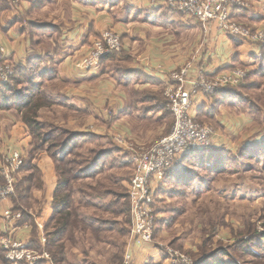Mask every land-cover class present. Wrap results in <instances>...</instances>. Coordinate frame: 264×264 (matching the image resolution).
<instances>
[{"label":"crops","instance_id":"crops-1","mask_svg":"<svg viewBox=\"0 0 264 264\" xmlns=\"http://www.w3.org/2000/svg\"><path fill=\"white\" fill-rule=\"evenodd\" d=\"M252 8L235 10L233 18L262 24L263 15ZM107 30L121 36L122 54L111 62L114 56L109 57L99 69L88 73L75 69V58L89 52L94 41ZM0 43L7 48L9 62L20 76V88L35 90L44 99L38 101L39 105L46 101V105L55 106L39 109L37 122L43 130L60 125L72 135L86 137L87 147H97L106 160L110 155L106 141L111 149H118L130 160V154L114 142L118 134L146 146L165 131L156 125H163L167 117L173 118L165 108L164 98L172 72L194 62L196 68L203 67L212 75L237 68L239 62L253 55L248 46L222 33L216 24L204 28L181 14L153 7L149 0H0ZM197 101L198 105L209 106L214 97ZM61 109H69L68 118ZM9 122L19 127L12 134L10 146L28 154L30 130L18 119L6 118L5 124ZM3 154L0 151V163ZM114 156L117 164H122V156ZM37 164L42 167L41 161ZM53 173V187L49 179L45 181L47 194H36L41 207L38 220L42 223L54 212L57 178ZM0 205L1 235L6 230L3 212L12 205L1 199ZM25 224L30 223L25 219ZM13 235L34 250L42 247L37 230L21 228ZM151 249L155 250L150 253L154 254L152 264H167L160 251L149 247L132 249L134 264L145 260L149 254L146 251ZM85 255L78 256V262L90 264L91 259Z\"/></svg>","mask_w":264,"mask_h":264},{"label":"rangeland","instance_id":"rangeland-1","mask_svg":"<svg viewBox=\"0 0 264 264\" xmlns=\"http://www.w3.org/2000/svg\"><path fill=\"white\" fill-rule=\"evenodd\" d=\"M245 1L249 5L248 8L253 7L264 18V0ZM239 21L254 28L259 25L264 27V20L260 22L262 24L258 23V25L247 20ZM107 31L119 35L115 31ZM98 39L100 38H97L94 43ZM181 40V38L178 39V41ZM123 50L124 45L121 52L110 56H114L110 62L117 59ZM89 52L75 58L73 62L75 69L77 62ZM253 56L248 55L245 62H239L237 65V68L248 69L249 75L243 86L235 90L237 94L232 100L235 101L234 106L228 105V102L209 105V113L213 114L215 111V116L204 118V122L199 120V123H205L214 128L217 134V149H226L230 154L229 168H225L217 174H204L203 176L206 177H200L204 179L199 185H192L193 183L184 185L183 183V186L178 185L177 188H174L171 185L170 187V182L167 181L166 185L160 186L157 191L163 227L158 233L156 243L167 245L195 264L196 261L208 260L213 255L216 259H223L231 264H264V45L262 46V57L256 59ZM43 105H46V101ZM46 106L55 109L54 105ZM60 111L64 113L65 118L69 117V109ZM0 112L3 113L1 115L3 124L0 125V151L4 153L0 167L4 164V158L6 159L16 152L21 155L24 161L23 167L15 178V195L7 202L11 203L15 211L22 213L24 218L29 217L28 229L37 230L41 239L42 232L39 225H43V232L47 237L46 229L55 222L53 220L55 215L52 213L51 217L43 222L44 224L39 221L40 212L38 209L41 207L37 205L36 194L39 191L44 196L47 194L45 181H49V179L51 187H53V177L51 176L53 171L57 178L53 193L54 200L59 193H62L58 189L62 180L55 157L57 154H61V158L64 157V147H66L65 142L68 137L61 136V133L56 131L57 128L64 131V127L60 125L52 126L49 131L40 129L35 133L25 121V118L30 115L14 110ZM47 116L49 117V115ZM38 117L39 114L35 117L36 121ZM6 118L23 121V125L25 124L30 130L32 142L28 154L27 152L23 153L19 148L14 150L10 146L12 134L14 135L19 127L10 122L5 124ZM173 125V118L167 117L163 121V125H156L158 130L165 128V131L159 133L154 142L143 146L150 148L160 139L169 135ZM84 128L86 129L88 126L85 125ZM48 133L54 136L51 140L43 142ZM86 144L85 141H80L75 145L76 148L74 147L77 149L75 159L82 155L83 158L80 161H83V164L86 163L84 161L86 159L92 160L93 151H99L97 147L94 150L89 149ZM105 145L110 154L109 160L101 167V173L93 178H90L92 173L82 172L81 176H87L88 179L75 180L74 176L79 168L76 169L74 161L66 158L60 163L68 176L67 194L73 188L77 191L73 193L72 204L69 205L72 213L75 214L74 221L76 222L73 221L72 226L75 227L69 230L70 243L67 244L63 264H82V261L78 262L77 257L85 254L91 259L90 264L91 262L92 264H121L128 249L132 236V216L129 200H126L125 197L128 194L132 166L134 167V165L121 151L116 148L111 149L108 141ZM114 153H117L119 158L122 156V164H117ZM38 161L42 163L41 168L37 164ZM49 164H53L54 167H50ZM82 167L84 166L82 165ZM23 179L30 180L29 182L35 185L29 200H22V192L19 191L20 189L18 192L16 190L17 185L20 186ZM19 204L23 207L20 211L16 209ZM127 208L128 212L123 214ZM2 211L3 206L0 205V222ZM82 221L92 222L96 227L111 228L112 232L94 233L98 231L89 229ZM36 248L35 250L40 255L45 253L49 255L47 260L41 262L42 264H55L50 244L47 243L45 247H41L42 249ZM154 252V249L147 250L148 257L140 261L139 264H152L151 260L154 254L150 253ZM1 255L7 261L5 254ZM94 255L97 257L95 258ZM0 264H3L1 260Z\"/></svg>","mask_w":264,"mask_h":264},{"label":"built area","instance_id":"built-area-1","mask_svg":"<svg viewBox=\"0 0 264 264\" xmlns=\"http://www.w3.org/2000/svg\"><path fill=\"white\" fill-rule=\"evenodd\" d=\"M153 7L183 15L203 25L216 24L225 35L237 39L250 48L256 57H262L264 27H250L233 18L237 9H247L245 0H149ZM121 37L113 32H104L91 51L77 62V69L88 73L102 66L104 60L122 51ZM15 68L9 62V52L0 43V85H6L15 77ZM249 70L234 68L209 75L203 67L196 68L194 62H187L181 69L171 73V83L164 91L165 108L174 118L169 135L150 148L129 141L118 134L114 142L123 152L130 154L134 165L128 190L132 216V236L121 264H133L134 246L156 248L166 258L167 264H195L178 251L165 244L156 243L161 213L157 191L166 185L179 165L190 154L210 148H217V134L208 124L197 122L200 98L211 99L226 89L243 86ZM24 165L16 152L4 158L0 167V199L8 201L15 195V178ZM6 230L0 235V248L9 264H40L47 260V253L39 252L14 238L13 232L28 228L22 213L7 207L3 212ZM41 245L45 247L48 238L43 225H39Z\"/></svg>","mask_w":264,"mask_h":264},{"label":"trees","instance_id":"trees-1","mask_svg":"<svg viewBox=\"0 0 264 264\" xmlns=\"http://www.w3.org/2000/svg\"><path fill=\"white\" fill-rule=\"evenodd\" d=\"M256 59H259L256 56H253ZM263 61V60H262ZM15 77L11 80L9 84L6 85H0V110L1 111H8V110H14V111H20L24 112L25 115L28 114V118H25V121L27 125H29V128L33 130L35 133H37L40 129L43 130V128L40 126V124L36 121L38 111L39 109L43 108L46 105H39V100H44L40 95L36 93L35 90L27 89L28 91H24L22 88H20V83L18 79L20 78L19 74L15 70ZM236 89H226L216 96H214V102L212 105H219L220 103L228 102V105L234 106V100L235 95L237 94L235 92ZM233 104V105H231ZM217 111V109H215ZM215 111L213 114L209 113V109L207 105H203L197 114L196 120L197 122L205 121L204 118H208L212 116V118L215 116ZM174 119V118H173ZM205 124V123H203ZM49 131V130H48ZM56 131L58 133H61L62 135H65L68 137V139L65 142V155L63 158H61V154L54 155L55 160L57 159L58 163V170L61 175V180L59 184V191L62 193L57 195L54 204V219L55 222H53L48 229H46L47 232V238H48V245L50 244V249L52 250L53 254V261L55 264H62L65 262V252L67 251V244L69 242V230L74 228L73 221L75 218V214L72 213L70 206L71 199L73 196V193L77 192L74 188L70 190V193L67 194L66 186L68 176L65 172V170L61 167L60 163L65 161L66 158H69L71 161L73 160L74 165L76 169L79 168L78 172L75 174L74 179L77 180L79 178L88 179L87 176H81L82 172H90L92 175L90 178L95 177L96 175L100 174L102 169L101 167L103 164L105 165L106 162H108L109 159H105L103 153H96L93 154L92 160L86 159L85 164H83V161H80V159L83 158V156L79 155L77 159L75 151V145L79 144L80 141L86 142V137L80 136V135H72L71 133L67 131H63L62 129L57 128ZM55 132V131H53ZM34 135V134H33ZM53 134H46V136L43 139V142L51 140L53 137ZM69 147V148H68ZM75 147V148H74ZM75 149V150H73ZM78 153V152H77ZM231 160L230 154L226 149H217V148H210L203 151H197L189 156L185 157V159L182 161V163L179 165L177 171L170 177L169 179V186H173L174 188L178 187V185L183 186L182 184H189L193 183L195 181H198L199 183L204 179L200 178L201 176L208 175V174H217L225 168H229V162ZM72 163V162H70ZM82 165L84 167H82ZM26 168V167H25ZM93 168L92 170H90ZM31 172V171H29ZM73 173V171H72ZM206 177V176H203ZM80 180V179H79ZM30 180H21L20 186L17 185V192H22V200H29L31 198L30 193L32 192V189L35 187L34 183H30ZM192 184V185H193ZM170 186V187H171ZM79 190V189H78ZM80 191V190H79ZM78 191V192H79ZM84 194V193H83ZM125 199H128V194L126 195ZM129 200V199H128ZM22 202V201H21ZM129 202V201H128ZM23 203V202H22ZM17 210L23 209L22 205L19 204L16 208ZM128 212V208L123 212V214ZM26 223H29V217L26 216ZM76 222V221H74ZM83 222V221H82ZM89 229H95L98 232L94 233H109L112 232L110 229H105L102 227H96L94 223H86L83 222ZM76 224V223H75ZM163 221L159 220V232L162 229ZM70 243V242H69ZM42 249V248H41ZM2 250L0 249V257L3 264H9L7 261H5L2 257ZM43 263V262H42ZM40 263V264H42ZM196 264H231L229 261H225L223 259H216V257L213 255L207 259H203L200 261H196Z\"/></svg>","mask_w":264,"mask_h":264}]
</instances>
